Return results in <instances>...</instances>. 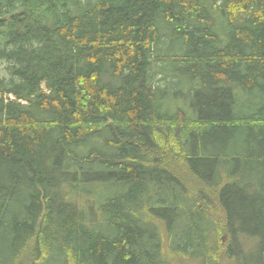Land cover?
Here are the masks:
<instances>
[{"label":"trees","instance_id":"obj_1","mask_svg":"<svg viewBox=\"0 0 264 264\" xmlns=\"http://www.w3.org/2000/svg\"><path fill=\"white\" fill-rule=\"evenodd\" d=\"M253 249L264 0H0V264Z\"/></svg>","mask_w":264,"mask_h":264},{"label":"rangeland","instance_id":"obj_2","mask_svg":"<svg viewBox=\"0 0 264 264\" xmlns=\"http://www.w3.org/2000/svg\"><path fill=\"white\" fill-rule=\"evenodd\" d=\"M166 51L167 52H169V48L168 49H166ZM179 101H180V103H181V98H179ZM176 185L180 188V190L179 191H181V181H179L178 183H176ZM211 201V200H210ZM213 202V201H212ZM212 207H216V205H213ZM216 219H218L217 217H216ZM225 243L227 242V239H225V241H224ZM250 257H248L242 264H257L256 263V258H257V255H258V252H257V250L256 249H253L251 252H250ZM226 256H227V254H226ZM227 258V257H226ZM229 263V261H228V258H227V260H226V262H224V264H228ZM230 264V263H229Z\"/></svg>","mask_w":264,"mask_h":264}]
</instances>
